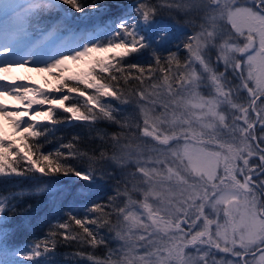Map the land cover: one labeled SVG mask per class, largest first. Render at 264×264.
<instances>
[{"label":"snow or ice","instance_id":"obj_1","mask_svg":"<svg viewBox=\"0 0 264 264\" xmlns=\"http://www.w3.org/2000/svg\"><path fill=\"white\" fill-rule=\"evenodd\" d=\"M127 95L147 155L117 134L111 156L79 136L45 149L61 124L120 123ZM0 180L31 183L0 194V264H264V0H0ZM38 195L48 228L17 243Z\"/></svg>","mask_w":264,"mask_h":264},{"label":"trees","instance_id":"obj_2","mask_svg":"<svg viewBox=\"0 0 264 264\" xmlns=\"http://www.w3.org/2000/svg\"><path fill=\"white\" fill-rule=\"evenodd\" d=\"M153 2H157L156 0H153ZM199 15L198 13L194 11H188L187 14L184 11H170L167 8L161 9L158 19L161 20H168L171 21V23L184 26L187 28V30H190V26L192 25L189 23V21L197 22L196 16ZM184 53L181 51L179 53V57L181 60V63L184 61ZM164 54V53H163ZM166 55V54H164ZM131 59V58H129ZM135 62V61H133ZM136 87L135 82H130L129 85L126 87V92L131 93V91ZM129 102L127 103V106L124 105L125 108L124 112H118L116 114L117 120L120 121V123H114L112 121L103 120L100 121L95 125V128L89 129L87 127L80 126L82 122H75L72 124H61L58 126L57 130L54 132V136L49 137L51 140V143L46 144L44 147L47 150H50L56 143L58 138H63L59 142L61 143H67L69 140L72 139L73 136H79V150L81 152H86L88 155H93V153L99 152L101 148L104 149L106 154L108 156H111L114 154V148L113 144L110 140V137L113 134H117L120 136V143L121 144H132L133 147L136 145L145 146L149 144L150 139L148 138H141L140 133L137 131V124H141L142 121L137 115V109L135 107V99L136 97H133L131 95H127L125 97ZM119 105V102H115ZM121 125H124L123 127ZM96 129H101L104 132L107 133V137L104 141L98 138ZM77 163H82L83 166L87 165V161H76ZM99 166V165H97ZM104 167L111 173L114 174L115 178L117 180H123V179H130V177L127 176L128 173L134 171V168L132 167H125L121 168L119 166H116L113 161H108L104 164ZM66 183V182H65ZM14 184H18L17 188H13ZM115 185V180H109L107 182V185L105 186V189L99 191L94 198H99L101 202H106L108 196L113 195L112 188ZM31 183L28 181H25L23 183H18L17 181H4L0 180V194H6L9 191H16L20 188H30ZM121 187L123 188V183L121 184ZM128 187H131V184H128ZM75 188H73V191ZM106 192V194H105ZM69 200L72 199L71 196L68 197ZM28 203H31L33 205V211L28 214L29 218L28 220L24 221V228L22 229L21 233L19 234L17 238V243H23L25 240L32 238L33 236H41L44 234V232L48 228V222L45 219V212L47 211L45 201L48 200L47 195H38L33 196L31 198H26ZM19 220V218H17ZM71 228L75 231H79L80 229L78 226H76L74 223L71 224ZM111 246L115 247V242H112ZM78 249L76 247H65V246H58L56 249L57 252V260L64 259L63 254L64 253H70L75 252ZM87 251L92 252L95 256L99 258H103L106 252V249L103 246L97 247L96 249H87ZM79 264H87V261H79Z\"/></svg>","mask_w":264,"mask_h":264},{"label":"rangeland","instance_id":"obj_3","mask_svg":"<svg viewBox=\"0 0 264 264\" xmlns=\"http://www.w3.org/2000/svg\"><path fill=\"white\" fill-rule=\"evenodd\" d=\"M157 2H159V3H165L166 2V0H156ZM165 23H169V24H173V23H171V21H168V20H163ZM176 25V24H175ZM177 26H180V25H177ZM180 27H183L184 29H185V31L186 32H190L191 30H192V27L190 26V30H187V28L189 27V26H187V28L186 27H184V26H180ZM173 50H175V49H173ZM164 54H167V53H164ZM186 53H184V57L183 58H185L186 57ZM82 67H85L84 65H79V66H76V65H73V71H77V70H79V68H82ZM21 72H22V74H26V73H24L23 72V70H21ZM38 74V73H37ZM44 75H46V74H44ZM48 79L49 80H51L52 79V77H48ZM37 83H39V84H44L45 83V80H44V77L42 78V77H40V76H38L37 77V79H34ZM149 91H150V89H149ZM118 105V104H117ZM126 106H127V104H125ZM118 106H120V105H118ZM122 108L123 107H125L124 105L123 106H121ZM135 107H136V111H137V115H138V117L141 119V121H142V119H143V117H142V115H141V113H140V110H139V106L135 103ZM124 109L125 108H123V110L121 111V112H124ZM154 145H153V142L150 140V142H149V144H147V145H145V146H142L143 148H144V151H145V154L147 155L148 154V149L149 148H151V147H153ZM135 170V169H134Z\"/></svg>","mask_w":264,"mask_h":264},{"label":"bare ground","instance_id":"obj_4","mask_svg":"<svg viewBox=\"0 0 264 264\" xmlns=\"http://www.w3.org/2000/svg\"><path fill=\"white\" fill-rule=\"evenodd\" d=\"M26 74L30 75L33 80L37 79L38 76H40L42 78L44 77V74H37V73H34V72L33 73H26Z\"/></svg>","mask_w":264,"mask_h":264}]
</instances>
